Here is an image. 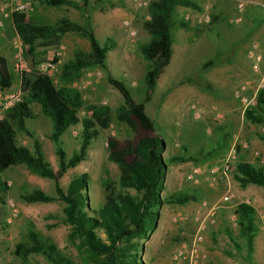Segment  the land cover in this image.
I'll return each mask as SVG.
<instances>
[{
  "label": "rangeland",
  "instance_id": "1",
  "mask_svg": "<svg viewBox=\"0 0 264 264\" xmlns=\"http://www.w3.org/2000/svg\"><path fill=\"white\" fill-rule=\"evenodd\" d=\"M88 6V14L92 25L91 16L96 14L98 7L94 4V0H88ZM103 7L100 8V11H103ZM38 8L36 7V19H34L33 14L30 15L29 13L27 15L35 22L51 23L60 17L78 22L81 18H79L81 16L80 10L72 7L42 5L41 13ZM140 9L143 10L144 8ZM145 11L143 18L140 19V24H135V20H137L135 17L130 18L131 20H123H127L136 31V27H142L143 21L146 20ZM176 16L177 13H174L173 19ZM120 26L127 36L125 44L120 43L115 34L109 32V29H107L106 34L101 26L99 28H93L94 26H92L94 36L99 44H102L107 37L113 41L114 47L105 56V69L93 67L84 70L69 84L70 87L80 92L83 101V107L77 112L78 118L89 114L86 107L90 104L107 105L111 110V117H113V109L121 103L122 99L119 92L106 81L105 77L108 74L119 80L127 88L135 102L141 103L143 100L144 85L142 80L145 61L136 49V33L131 37L127 35L121 22ZM226 28L230 33V39L227 42L231 51L228 75H223L215 67L209 70L195 71V58L202 52V48L197 47L173 60L163 70L162 75L156 82L150 100L143 103L145 113L153 121L154 133L158 134L165 142V156L177 154L189 157L184 162H170L167 157L164 158L167 165V177L161 195L165 197L172 192L183 191L190 192L195 197V200L182 205L164 203L161 206L160 219L157 220L148 237L141 239L142 248L137 253L139 258L146 264H179V261L173 258L174 252L179 248L188 246L198 224V221H195L194 218L202 216L206 207L214 203V201L209 202L211 199L206 197V192L218 189L217 186L221 183H224V188L218 189L214 196L220 197L225 188L228 187L231 197L228 201L219 205L215 210L213 222L208 223L202 231L203 237L199 248L204 257L198 264H214L208 261V254L213 249L218 251V248L223 246L222 242L226 243L227 241L231 244L226 235V229L229 230L236 243V246L232 244L235 251L227 252L225 250L221 252L224 257L230 258L226 264H232L233 262L249 264L243 259V241L237 236V226L233 214L235 203L245 199L243 194L245 189L238 186L233 179V174L237 161H251L259 166H264V155L260 151L263 149V145L256 137V133L264 134V124H252L244 121L243 117L226 115L225 105L235 104L240 106L238 100L231 94V90L234 91L239 85L245 84L246 91L244 95L250 97L257 88L259 79L258 74L252 71L254 75L253 83L250 81L251 77L241 78L237 74V63L243 65L242 58L245 54L243 46L246 40L236 37L234 26ZM2 29L0 27V55L6 59L11 73L10 86L14 88L19 83L20 75L15 69L16 47L12 42L13 39L6 41L1 36ZM76 49L88 51L87 40L76 34L66 33L57 46L47 49H35L31 53V65L23 57L20 56V58L25 64L24 71L26 72L41 71V64L53 63L54 69L49 73V76L52 82L58 86L60 84L61 66L72 57V53ZM22 51L23 48L21 47ZM206 57L204 56L202 61ZM245 62L246 64L249 63L247 60ZM248 70L249 67L246 72ZM96 73H100L101 77H96ZM181 74L189 76V84H193L198 90L204 92L207 102L216 101L222 104V107L221 105L217 106L215 110H210V113L208 110L202 111L196 104L195 99L189 95L182 94L181 99L177 96L173 98L175 94L172 92L193 88L192 85L171 86ZM161 81H164L163 84H161ZM197 84L198 86H196ZM166 88L167 90H174L171 92L172 96L171 94L164 96ZM169 96L171 97L169 98ZM164 99H166V109H161ZM254 104L255 101L252 105ZM207 105L209 106V104ZM30 109L33 115L31 118L25 119V127L39 141L45 160L50 163L53 169H56L53 144L48 139L50 120L40 113L37 104L32 103ZM195 109L199 110L198 117L194 115ZM79 130L80 124L77 123L68 127L61 135L60 139L66 156L77 148ZM135 136V133L130 131L124 124L112 119L106 129H98L97 135L91 140L87 148L85 158L73 168L67 169L58 178L60 185L64 187L72 177L85 173L88 178L86 193L89 206L98 207L104 201L106 192L103 182H109L113 189L117 187V167L114 163L108 161L106 157L107 139L113 137L119 145H123L134 141ZM14 137L17 145H23L31 149L32 139L26 134L16 132ZM230 149L232 151L228 155ZM248 152H256L253 159L252 155H247ZM227 156L230 162L227 183L219 181L210 184L208 177L213 166ZM0 177L6 185L5 190L0 192V264H20L12 250L14 244L24 238L25 226L28 222L33 224L35 230L41 236L50 239L69 258L70 264H93L91 259H87L79 239L69 236V226L62 220L61 203L58 200L28 203L20 197L22 193L33 188H39L45 193L53 195L52 180L33 174L23 164L9 166L0 173ZM171 184H174L175 187H171ZM200 202H204L206 207L201 206ZM8 203L12 204V210ZM183 223L190 224L191 227L186 228ZM216 237L218 238L215 239ZM205 240L210 246L202 248ZM29 263L47 264L40 255H31Z\"/></svg>",
  "mask_w": 264,
  "mask_h": 264
},
{
  "label": "trees",
  "instance_id": "2",
  "mask_svg": "<svg viewBox=\"0 0 264 264\" xmlns=\"http://www.w3.org/2000/svg\"><path fill=\"white\" fill-rule=\"evenodd\" d=\"M100 0H94L98 4ZM39 4L56 7L65 5L80 10V22L60 17L51 23L35 22L28 14L13 12L10 23L2 29L1 36L10 41L17 36L22 44L21 57L31 62V53L39 49L57 46L65 33H73L85 38L88 51L76 49L72 57L61 66L60 84L56 86L50 76L40 71L19 72V88L22 101L15 104L0 121V173L9 166L23 164L30 172L52 180L53 195L39 188H33L20 195L25 202L61 203L63 222L69 226V236L77 237L93 264H146L139 258L141 239H146L156 225L159 209L164 204L182 205L195 200L190 192H172L163 197L167 165L162 156L164 140L155 132L152 119L145 113L143 103L150 100L156 80L170 57L171 28L175 6L198 9L192 0H149L145 10L148 19L142 27L147 32L146 42L136 49L145 61L143 74V100L135 102L127 88L109 74L106 81L121 96V103L111 110L105 104H90L89 114L78 118L77 112L83 107L80 92L69 86L82 71L100 67L105 69L107 50L113 47L112 40L106 38L102 44L96 41L88 14V0H33ZM185 26V22H179ZM204 62L201 68L211 65ZM189 82L190 78H185ZM11 85V73L6 59L0 55V88ZM206 85V84H205ZM198 86V84H197ZM208 86V85H206ZM35 103L40 113L50 120L48 139L53 144L56 169L45 160L39 141L25 127V119L32 117L30 105ZM243 120L252 124H264V87L258 88L255 104L246 108ZM124 124L135 133V139L119 145L110 137L106 141L107 160L118 170L117 187L103 182L104 201L98 207H91L86 193L87 175L77 174L62 187L58 181L67 169L73 168L86 156L87 148L97 135L98 129H106L111 120ZM80 124L77 148L66 156L60 139L70 126ZM16 132H22L32 139L31 149L15 142ZM264 145V134L256 133ZM189 157L170 156V162H184ZM239 187L247 184L264 187V166L237 161L233 174ZM6 188L0 177V192ZM233 214L237 226V236L243 241V259L251 262L253 237L257 231L254 209L246 202H237ZM230 242L236 246L234 238L225 230ZM238 250V248H237ZM12 253L20 264H30L31 255H40L47 264H70V260L48 238L35 230L31 222L26 223L24 238L14 244Z\"/></svg>",
  "mask_w": 264,
  "mask_h": 264
},
{
  "label": "crops",
  "instance_id": "3",
  "mask_svg": "<svg viewBox=\"0 0 264 264\" xmlns=\"http://www.w3.org/2000/svg\"><path fill=\"white\" fill-rule=\"evenodd\" d=\"M192 1L198 5V9H190L187 7L175 6L173 10V14L177 13V16L175 17V19H173V26L171 28V41H170L171 52H170L169 60L165 65V67L163 68V70L170 63H172L173 60H176L182 54L191 52L197 47H201L202 52L199 55H197L195 58V67H194L195 71L206 70V69L209 70L215 67L217 70H220L223 75L224 74L228 75L229 74L228 63L231 58V51L229 50V46L227 42L230 39V33L226 28L228 26L235 27L234 30L236 32L237 38L241 40L242 39L246 40V43L243 46L244 53L246 48L249 46L251 42H257L259 50L261 52H264V10L260 6L256 4H246L241 11H238L235 8V3L238 0H192ZM207 5L208 6L211 5L212 7L211 19L208 23H203L202 21H200V19L204 14ZM61 6L68 7L65 5H61ZM96 6L98 7L97 8L98 10L96 11V14L91 16L92 26H94L93 28L96 27L99 28V26H101L106 32V34H107V29H109L110 30L109 32L115 34L118 41L124 44H125V39H127V36L120 26L121 20L123 19L131 20L130 18L135 17L137 19L135 20V24L136 25L140 24V19L143 18L144 10H145V9L142 10L140 8H136L132 0H100ZM36 7H39L38 9L40 12L42 11L41 8L42 4H39L38 2H33L30 15L33 14L34 19L37 18ZM101 7H103V11H100ZM235 16H240V21L237 23H231V19ZM80 17L81 16H79V18ZM80 20L81 18L79 19L78 22H80ZM179 22H185L186 25L180 26L178 24ZM147 39H148V35L147 32L144 30V28L136 27L135 45L144 43L147 41ZM113 47H114V43H113ZM113 47L107 50L106 55H108V52H110L113 49ZM204 56L207 57L204 61H202V58ZM245 59L247 60L244 54V58H242L243 65L237 63L238 64L237 74H239L241 78L251 77L252 79L250 81L253 83L254 75L250 70L249 63H247L248 65L246 64ZM209 60L212 61V64L202 69L201 65ZM248 67L249 70L248 72H246V69H248ZM163 70L158 76L157 80L162 75ZM186 77H187L186 75L181 74L176 79L177 81L175 82L173 81L175 84L172 83L171 86L177 87V86L192 85L191 87L193 88L183 89V91L176 90L175 92H172L174 90L171 89L167 90L166 88V93L164 96L170 94L172 96V93H174L175 95H173V98H176L177 96L178 98L181 99L182 94L189 95L190 97L195 99V101L197 102L196 104L199 106V108L202 111L208 110L209 112L210 110L211 111L215 110L217 106L221 105L222 107V104L217 103L216 101L207 102L205 100L206 98L204 92L198 90L193 84H189V82L185 80ZM161 82H162L161 84H163L164 81ZM231 94H233V89L231 90ZM171 96H169V98ZM165 101L166 99H164V103H162L161 109H166ZM207 104H209V106ZM224 109L227 112L226 115H237L240 118L242 117V109L240 108V106H236L235 104L234 105L227 104L224 106ZM161 111H165V110H161ZM260 151L261 154L264 155V145H263V149H261ZM174 155L177 154H170L165 156L164 151L162 152L163 158L165 157L169 158L170 156H174ZM247 155L249 156L252 155L251 157L253 159V155H256V152L255 153L250 152ZM248 163L259 166L251 161H248ZM166 177H167V171H166ZM171 187H175L174 184H171ZM217 188L218 189L224 188V183L218 185ZM243 188L245 189V192L243 193L245 195L244 196L245 199L240 200L238 202L241 201L246 202L253 207L255 223L257 224V232L253 237L251 262L252 264H264V187L256 186L253 184H247ZM218 189L210 190L206 192V197L208 199H211L209 202L216 201L219 198L214 196L215 193L218 191ZM161 209L162 207L160 208L159 211L158 220L160 219ZM183 224L184 226H186V228L191 227L190 224L187 223L186 224L183 223ZM213 235L215 236V233ZM217 238L218 237H216L215 239ZM222 245H223L222 247L218 248V251L216 249L215 250L213 249V251H211L210 254H208V259H209L208 261H211L210 263H214V264L228 263L230 258L224 257L221 254V252L225 250L227 252L229 251L233 252L235 251V249L233 248L232 243L230 244L227 241L226 243L222 242ZM208 246H210V244L207 243V240H205L202 248Z\"/></svg>",
  "mask_w": 264,
  "mask_h": 264
},
{
  "label": "built area",
  "instance_id": "4",
  "mask_svg": "<svg viewBox=\"0 0 264 264\" xmlns=\"http://www.w3.org/2000/svg\"><path fill=\"white\" fill-rule=\"evenodd\" d=\"M136 8H146L149 0H132ZM33 0H0V27L4 28L10 23L11 14L13 12H22L29 14L32 10ZM246 4H256L264 10V0H238L235 3V8L238 11H241ZM211 5H207L205 12L202 15L200 21L203 23H208L211 19ZM147 19L148 16L145 15ZM240 21V16H235L231 19V23H237ZM121 24L125 27L127 35L134 36L136 31L131 27L127 20H122ZM13 44L16 47L15 53V69L20 72L24 71L25 64L22 62L21 56V41L15 36L12 40ZM245 57L249 61L250 70L258 74V84L257 88L254 90L250 97H246L244 92L246 91V85H239L233 91V96L238 100L242 111L250 107L255 101V94L258 88L264 87V52H261L258 48L257 42H251L249 47L245 52ZM54 69L53 63L46 62L41 64L40 72L45 73L49 76V73ZM96 77H101L100 73H96ZM23 93L19 88V83L16 87L12 88H0V121L5 119L6 112L13 107L15 104L22 101ZM89 113V112H88ZM194 115L199 116V110H194ZM231 149L228 155L231 153ZM262 161V160H260ZM229 161L228 156L223 159L221 162L213 166L211 174H209L208 182L214 184L219 181H225L227 183L228 172H229ZM189 177V176H187ZM228 185V184H227ZM231 197V193L228 187L222 192L220 197L214 201L210 206L206 207L204 202H200V205L206 207L205 213L202 216H196L195 221H198L197 227L193 232L192 238L188 243V246L179 248L174 252L173 258L179 261V264H198L200 260L204 257V254L201 252L200 244L202 240V231L208 223L213 222V217L215 210L219 207L220 204L228 201ZM12 210V204L8 203ZM232 264H242L239 262H233Z\"/></svg>",
  "mask_w": 264,
  "mask_h": 264
}]
</instances>
